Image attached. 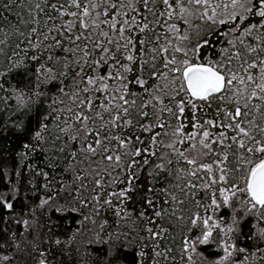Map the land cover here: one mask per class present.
I'll use <instances>...</instances> for the list:
<instances>
[{"label": "snow or ice", "instance_id": "1", "mask_svg": "<svg viewBox=\"0 0 264 264\" xmlns=\"http://www.w3.org/2000/svg\"><path fill=\"white\" fill-rule=\"evenodd\" d=\"M17 2L18 0H7L6 3H0V9L7 10L10 5ZM23 2L29 5L30 17L33 9L37 15L41 13L47 15L49 21L54 17L63 18L65 15L72 17L62 27L67 33H72L66 36V40L75 44V47L66 48L60 39H55V44L50 45L49 48H59L61 52L70 53L73 57L77 51L82 52V57L78 59L69 60L68 56L63 57L64 67L68 71L61 75L69 78L71 73V79L77 84L86 83L87 86L79 89L74 95L78 96L80 91L83 93L95 91L103 96L99 111H94L95 100L88 97L81 100L80 105L94 111V115L81 111L75 113L74 118L82 125L85 132L86 143L82 150L93 156H103L110 163L113 171L120 169L124 173L123 178L113 177L111 182L119 183L122 187L116 192L109 193L110 197L123 202L138 196L140 202L146 208L152 209L156 217L163 215V210L155 209L156 201L148 193L154 194L158 190L167 191V189H156L149 185L167 184L168 178L173 175V170L167 168L165 163L155 164L151 173H148L145 167L149 165L151 157L158 155L156 146L162 143L158 140L160 133L155 129L165 127L160 122L158 114L150 116L148 111L143 110L148 105L155 108L152 104V100H155L162 106L159 111L167 112L169 117L177 122L172 132L177 139L166 147L173 150L177 163L184 160L188 165L194 166L190 170L175 169L176 179L180 180L184 176L197 178L198 173L203 171L208 174V180L200 187L202 190H211L210 196H206L211 199V205L207 207L215 206V209H219L222 206H232V202L236 200L242 206H246V215L256 216L264 221V0H23ZM70 8L76 10L70 11ZM129 13L135 14L129 15ZM160 17H167L164 21L167 31L182 41L189 39L188 34L180 35V27L168 21L176 19L190 25L191 19L194 18L202 21L206 26L205 36L228 37L237 32L239 35L227 39L225 41L227 46L222 47L219 52L215 50L213 40L208 38L192 48L175 46L170 40L166 45H159L161 36L154 31V28L155 25L161 24ZM21 22L27 24L30 21ZM31 22L39 23L38 20ZM0 23L11 26V22L2 14H0ZM102 25H107L109 31H104ZM219 25H223L227 31L217 30ZM36 31L35 27L31 28L32 33ZM85 31L88 32L87 36ZM196 31L199 36L201 34L199 26ZM75 32L79 34L76 35ZM0 33H4L3 27H0ZM94 33L104 39L93 40L91 49L88 48L87 43L83 47L76 43L82 39L89 40ZM44 39L48 37L45 36ZM5 42L4 39H0V45ZM96 50H99L97 52L99 59L92 58V53ZM0 52H3L2 48ZM161 53L167 54L161 60L165 71H158L155 63ZM177 53L182 54L183 58L178 60ZM31 59L38 60V57L33 56ZM56 59L59 62L60 58ZM48 60H53V55H49ZM233 61H235L234 67ZM44 67L41 64L36 72L39 73ZM13 68L19 69L21 65L13 64ZM46 71L51 73L50 68ZM145 73L149 79H163L166 83L163 86L149 84V79L144 78ZM170 73L172 75L169 79ZM4 75L5 73L0 72V76ZM109 81L113 84H109ZM136 86L143 92L149 93L152 99L140 106L136 105L135 99H128L136 95L132 90ZM162 87L168 89L165 95L172 106L165 105L161 96L149 92L150 88L159 91ZM60 91L63 92L64 89L61 88ZM35 95L39 98L42 93L37 92ZM254 98L259 102L253 103ZM18 100L23 103L22 96L18 97ZM213 107H215L214 117L205 119L204 116L209 114L207 110ZM96 120L100 121L99 126L94 129L88 128V123L95 124ZM184 120L191 125L192 132H185L187 125ZM57 127L65 134L72 128L71 125L63 128L57 125ZM47 131L48 125L41 123L40 130L34 133V139L42 141L44 139L42 133ZM89 133L92 135L91 143H87ZM145 133L148 134L147 137ZM71 139L77 140L78 135L71 136ZM186 142H189V151L196 150V142L206 151L197 150V154L189 158L184 151L176 148L177 143ZM213 144L221 146V153L214 152ZM112 145L115 147H111ZM23 146L35 150L34 146L28 143ZM154 148L156 150H153ZM60 151H63V148ZM209 155H215L216 159L211 163L199 162L202 157ZM160 159L163 160L164 156L161 155ZM167 164L172 165L173 161L168 160ZM105 173L111 175L107 169ZM41 174L47 175V173ZM238 180L242 181L243 186H240ZM95 183L100 186L101 180L97 179ZM217 185L224 186L214 188ZM187 187L191 190L197 185L189 182ZM181 192H184L183 188ZM217 192L222 198L220 201L217 200ZM51 199L52 197H49L42 203L47 204ZM93 199L98 200L99 196H94ZM172 199L176 200V197L173 196ZM104 204L111 205V198L104 200ZM12 206L11 203L6 204L8 209ZM117 212L119 214V209ZM140 216L144 217L145 212H141ZM151 222L149 220V223ZM190 223L193 229L201 227L205 229L202 238L197 237L189 244L193 251L197 242L208 244L213 229L220 226V221H213L211 216L201 217L198 213ZM233 223L238 224L239 221L234 220ZM234 230L229 226L227 232L231 233ZM146 231L151 233L155 241L165 230L161 228L160 231H154L148 228ZM256 238L257 242H264V228L259 230ZM55 243L59 245L60 241L56 240ZM222 247L225 255L217 261V264H221V261L233 255L229 248L236 252L245 251L243 248L237 249L234 244L226 243ZM154 254L156 257L165 255L161 251H155ZM146 255L141 251L140 259H137L133 254L130 264H142ZM105 257L104 264H124L128 260V255L122 246L109 248L105 252ZM0 259L7 261L9 258L3 256ZM147 260L152 261V264H159V260L153 259L150 255L147 256ZM39 264H47L46 259H41Z\"/></svg>", "mask_w": 264, "mask_h": 264}, {"label": "trees", "instance_id": "2", "mask_svg": "<svg viewBox=\"0 0 264 264\" xmlns=\"http://www.w3.org/2000/svg\"><path fill=\"white\" fill-rule=\"evenodd\" d=\"M6 2L7 0H0V3ZM0 14L11 22V26L0 23V27L4 28V33H0V39L6 41L0 45L3 49V52H0V72L5 73L4 76H0V86H2L0 87V257L9 258L7 261L0 259V264H39L41 259H46L47 264H104L105 252L114 246H122L127 253L128 260L124 264H130L133 254L140 259L141 251L147 254L142 264L144 262L152 264V261L147 260L149 255L159 260V264H217V261L225 255L222 245L226 243L234 244L237 249L243 248L245 251L236 252L229 248L233 255L221 261V264H241V261L243 264H264V242H257L256 238L259 230L264 228V221L256 216L246 215V206H242L236 200L232 202V206H222L219 209H215V206L207 207L211 205V199L206 196H210L211 190H202L200 187L208 180V174L203 171L198 173L197 178L184 176L180 180L176 179L175 169L190 170L194 166L188 165L184 160L177 163L173 150L166 147L177 139L172 135L177 122L170 118L167 112L159 111L162 106L155 100H152L155 108L148 105L143 110L148 111L150 116L158 114L160 122L165 127L155 129L160 133L158 140L162 143L156 146L158 155L151 157L149 165L145 167L147 172L151 173L155 164L165 163L167 168L173 170V175L168 178L167 184L149 185L156 189H167V191L158 190L154 194L148 193L156 201L155 209L163 210V215L156 217L152 209L146 208L140 202L138 196L123 202L110 197L109 193L116 192L122 187L119 183L111 182L113 177L123 178L124 173L120 169L113 171L112 166L103 156H93L82 150L86 143L85 132L82 125L74 118L75 113L81 111L94 115V111L100 110L99 104L103 96L95 91L89 93L80 91L76 96L74 93L86 87V83L77 84L71 79V73L69 78L61 75L68 71L64 67L63 57L68 56L69 60L78 59L82 57V52L77 51L73 57L70 53L61 52L59 48H49L50 45L55 44V39H60L66 48L75 47V44L66 40V36L72 33H67L62 27L72 17L65 15L63 18L54 17L49 21L47 15L43 13L37 15L34 9L30 17L29 5L23 0L10 5L7 10L0 9ZM134 14L129 13V15ZM22 20L30 22L25 24L21 22ZM34 20H38L39 23L31 22ZM160 20L161 24L155 25L154 28V31L161 36L159 45H166L170 40L175 46L192 48L208 38L213 40L215 50L219 52L222 47L227 46L225 43L227 39L239 35L237 32L228 37L205 36L206 26L202 21L194 18L191 19L190 25L176 19L168 21L180 27V35L188 34L189 39L182 41L167 31L164 25L167 17H160ZM198 26L201 32L199 36L196 31ZM32 27L37 29L35 33L31 32ZM101 28L109 31L107 25H102ZM217 30L227 31V28L219 25ZM97 33L87 41L82 39L76 43L81 47L87 43L88 48L91 49L93 40L104 39ZM75 34L78 35L79 32ZM87 35L88 32L85 31V36ZM45 36L48 39H44ZM98 51L92 53V58L99 59ZM49 55H53V60H48ZM166 55L161 53L155 61L158 71H165L161 60ZM176 55L178 60L183 58L180 53ZM33 56L38 57V60H32ZM57 57L60 58L59 62ZM214 58L219 59V57ZM13 64H20L21 68H13ZM41 64L45 67L37 73L36 69ZM232 66H235V61ZM49 68L51 73L46 71ZM171 75L170 73L169 79ZM144 78L149 79L147 73ZM165 83L163 79H149V84L163 86ZM109 84L113 82L109 81ZM61 88L64 89L63 92L60 91ZM132 90L136 95L128 99H135L137 106L152 99L149 93L143 92L138 86L133 87ZM166 91L168 89L163 87L159 91H155L154 88L149 89V92L161 96L165 105L172 106L165 95ZM37 92L42 93L39 98L35 95ZM21 96L23 103L18 100ZM85 97L95 100L94 111L80 105L79 102ZM96 97L101 99L96 100ZM252 102L259 101L254 98ZM207 111L209 114L204 118L212 119L215 107ZM105 118H108L107 114ZM183 122L187 125L185 132H192L193 129L188 121ZM41 123L48 125V131L42 133L44 136L42 141H36L34 133L40 130ZM99 123V120H96L95 124L89 122L88 128L94 129ZM57 125L60 128L71 125L72 128L65 134L60 132ZM231 134L229 130V135ZM73 135H78V139H71ZM144 135L148 136L147 133ZM91 142L92 135L89 133L87 143ZM25 143L33 145L35 150L32 147L25 148L23 146ZM61 148L63 151H60ZM176 148L184 151L189 158L195 156L197 150L206 151L200 148L198 142H196V150H188L189 142L177 143ZM213 150L219 154L221 146L213 144ZM161 155L164 156L163 160L160 159ZM214 159H216L215 155H209L202 157L199 162L211 163ZM168 160H172L173 164L168 165ZM105 169L111 175L106 174ZM97 179L101 180L100 186L95 183ZM149 179L151 180V177ZM189 182L196 184L197 187L189 190L187 187ZM237 182L243 186L242 181ZM219 186L224 185H217L214 188ZM181 188L184 189L183 193ZM94 196H99V199L94 200ZM173 196L176 200L172 199ZM49 197L52 199L47 204H43L42 202ZM109 198L112 204H104V200ZM221 199L217 192V200ZM180 201L183 203H179ZM8 203L13 205L11 209L6 207ZM141 212H145L144 217L140 216ZM197 213L201 217L211 216L213 221H220V226L213 229L208 244L197 242L193 251L189 244L197 237L202 238L205 230L203 227L193 229L190 223ZM149 220L152 222L149 223ZM234 220L239 223L234 224ZM229 226L235 229L231 233L227 232ZM148 228L154 231H160L162 228L165 231L158 240L154 241L151 233L146 231ZM56 240L60 241L59 245L55 243ZM155 251L164 252L165 255L156 257ZM41 253L44 255L42 256Z\"/></svg>", "mask_w": 264, "mask_h": 264}]
</instances>
